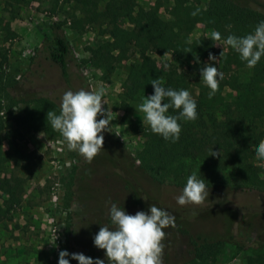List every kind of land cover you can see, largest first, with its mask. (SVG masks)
Wrapping results in <instances>:
<instances>
[{"label":"rangeland","instance_id":"obj_1","mask_svg":"<svg viewBox=\"0 0 264 264\" xmlns=\"http://www.w3.org/2000/svg\"><path fill=\"white\" fill-rule=\"evenodd\" d=\"M106 1H99L100 10ZM176 1L179 0L160 1L159 15L163 19L171 18ZM208 1L194 2L205 7ZM136 2L147 8L155 5V0ZM0 16V44L8 54L3 68L17 80V96L23 100L11 108L15 114L24 117L32 109L35 102L29 100V95L48 97L60 106L68 90L103 87L107 103L104 107L111 110L112 117L110 131L103 133L104 150L90 163L78 152L70 151L50 123L43 121L38 128H29L6 120L0 145V176L9 181L8 189L17 199L0 223V264H58L61 250L100 258L108 264L105 251L94 245L93 238L101 226L114 227L110 219L112 203L131 215L148 211L155 204L175 216V227L164 229L167 235L163 264H250L258 258L264 262V189L243 182L227 161L214 156L187 161L189 172L195 171L208 184L209 196L202 205H179L177 197L184 187L171 179L159 181L157 174L138 168L143 131L149 127L144 113L138 110L144 96L140 100L127 99L123 82L128 66L135 64L139 55L120 62L108 76L88 62H81L89 58V48L108 38L102 32L106 27L104 19L78 31L75 26L81 13L72 0H0ZM53 22H63L73 57L80 62L77 67L73 57L69 59L67 79L42 50ZM124 26L132 25L125 22ZM212 32L206 24L197 22L188 38L202 43ZM214 42L217 52L213 56L217 59L202 60L201 68L206 63L216 65L225 79L228 74L223 66L227 63L218 52L227 53L232 48L224 38ZM149 52L164 73L172 55L157 49ZM190 64L186 61L183 66L189 73L188 91L194 99L201 97L207 110L218 112L237 95V90L221 80L219 91L210 99L201 69L189 70ZM236 72L243 78L249 73L246 67ZM249 127L264 131V117ZM252 161L264 178V160L255 155ZM8 197L6 191L0 193V206ZM56 236L63 240L57 242ZM198 236L219 241L218 249L208 259L190 261L192 241ZM66 259L78 264L71 255Z\"/></svg>","mask_w":264,"mask_h":264},{"label":"trees","instance_id":"obj_2","mask_svg":"<svg viewBox=\"0 0 264 264\" xmlns=\"http://www.w3.org/2000/svg\"><path fill=\"white\" fill-rule=\"evenodd\" d=\"M72 1L81 13L76 20L75 28L78 31H83L85 25H93L104 19L106 27L102 32L108 35L102 43L89 48V58L81 62H88L108 76L120 62L134 54L139 55V60L128 66L123 82V93L129 100H140L146 94H153L150 82L155 78L162 79L165 88L188 90L189 73L183 69L185 62L191 61L189 70L198 71L201 61L208 58L209 53L217 52L211 37L202 43L189 40L188 35L197 22H203L226 39L229 34L242 37L252 33L256 25L264 21V0H209L205 7L197 6L195 0H179L172 7L169 20L159 15L161 0H155V5L148 8L139 6L136 0H107L102 10L98 8L100 0ZM1 20L0 16V23ZM125 22L130 23L131 28H126ZM62 25L63 22L50 25L42 50L67 79L69 59L73 54ZM151 49L172 55V61L168 62L164 73L150 54ZM218 53L227 63L223 69L228 76L223 79V83L237 90V95L218 112L207 110L201 97L195 99L198 118L179 121L182 131L176 142L165 140L153 133L150 126L147 127L143 131V147L137 154L138 168L148 174H157L155 177L159 181L171 179V182L184 187L185 176L191 174L187 161L203 156L212 158L209 154L213 150L220 153L215 157H221L236 169L243 182L264 189V178L258 174V166L252 161L257 145L264 141V131L257 132L249 127L264 117V57L250 68L234 49ZM73 59L79 67L80 62H76L77 58ZM7 60V48L0 44V145L6 120L12 119L20 126L38 128V124L43 121L50 123L46 118L49 110L56 114L60 112V106L54 100L29 95V100L35 102L32 109L24 117L15 114L11 108L23 100L17 96V80L3 68ZM244 67L249 71L245 78L236 72ZM169 114L177 113L169 109ZM33 123L37 125L32 126ZM8 183L7 179L0 176V193L6 191L9 195L0 206V223L17 199L9 191ZM218 244L219 241H212L208 237L193 239L190 261L213 256ZM261 260H251L250 264L264 263Z\"/></svg>","mask_w":264,"mask_h":264},{"label":"clouds","instance_id":"obj_3","mask_svg":"<svg viewBox=\"0 0 264 264\" xmlns=\"http://www.w3.org/2000/svg\"><path fill=\"white\" fill-rule=\"evenodd\" d=\"M211 39L221 41L222 35L213 31ZM224 43L239 53L240 59L248 67H255L261 57H264V21H260L254 31L245 36L229 34ZM216 59L209 53V61ZM200 74L210 89L211 99L219 91L224 74L216 65L207 63L201 68ZM150 83L153 94L144 95L138 110L144 113V119L153 133L176 142L182 131L179 121L198 118L197 102L187 89L165 88L164 81L160 78L152 79ZM105 94L106 89L103 87L96 90H68L62 96L59 114L51 110L46 114L52 129L63 136L68 149L78 152L89 163L104 150L103 133L110 131L112 117L111 110L104 107L107 104ZM169 109L177 114H169ZM255 152L258 159L264 160V141L257 145ZM209 155L215 157L220 153L211 150ZM208 196V184L193 171L187 177L177 203L181 206L202 205ZM110 219L114 227L101 226L93 238L94 245L105 251L108 264H163V241L167 235L164 229L175 227V216L172 213L151 204L148 211H137L131 215L123 207L112 203ZM69 255L78 264H105L103 259H93L83 253L69 254L66 250L59 252L58 264H70L69 259H66Z\"/></svg>","mask_w":264,"mask_h":264},{"label":"built area","instance_id":"obj_4","mask_svg":"<svg viewBox=\"0 0 264 264\" xmlns=\"http://www.w3.org/2000/svg\"><path fill=\"white\" fill-rule=\"evenodd\" d=\"M57 236H59V234H58ZM57 236H56L57 242H59V241H60V239H61V241L63 240L62 236H61V237H59V238H57Z\"/></svg>","mask_w":264,"mask_h":264}]
</instances>
